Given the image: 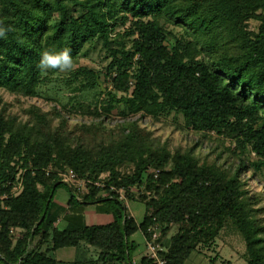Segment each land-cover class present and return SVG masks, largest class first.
<instances>
[{
    "label": "trees",
    "instance_id": "obj_1",
    "mask_svg": "<svg viewBox=\"0 0 264 264\" xmlns=\"http://www.w3.org/2000/svg\"><path fill=\"white\" fill-rule=\"evenodd\" d=\"M0 21L16 29L0 40V90L62 108L54 127L53 115L36 105L26 109L28 121L8 116L0 98V198L7 196L0 201V264H157L146 255L131 260L130 238L141 231L147 246L154 226L165 264L211 249L229 227L245 242L246 264H264L263 209L243 180L250 170L264 171V0H0ZM65 48L76 61L96 52L108 63L80 66L67 80L52 70L42 75L40 54ZM59 83L71 92L67 103ZM74 109L99 119L118 110L155 120L175 113L199 139L173 151L138 121L109 135L104 120L76 133L62 114ZM206 142L210 154L197 153ZM68 170L89 193L70 187L61 230L53 200L68 186L60 177ZM19 181L23 190L14 196ZM110 186L145 204L142 223ZM91 205L113 221L87 226ZM83 244L97 260L52 257Z\"/></svg>",
    "mask_w": 264,
    "mask_h": 264
},
{
    "label": "rangeland",
    "instance_id": "obj_2",
    "mask_svg": "<svg viewBox=\"0 0 264 264\" xmlns=\"http://www.w3.org/2000/svg\"><path fill=\"white\" fill-rule=\"evenodd\" d=\"M258 24L256 22L250 23V28L255 30ZM127 27L118 28V33H124ZM177 34H181L180 29L175 30ZM170 44L173 45V42L170 41ZM78 67L88 66L90 68L101 70L103 66L108 62H104L102 56L96 52H92L88 57H81L78 61ZM74 72V71H73ZM64 79H68L70 73H61ZM59 81L60 78L58 77ZM102 81H104V76H101ZM54 84V82H53ZM60 89L61 101L64 100V103H67V98L71 96V92H67L66 88L59 83L56 85ZM52 94H54L52 92ZM65 94L66 98H62ZM94 93L85 95L84 102L85 106L90 104L93 100ZM0 98L3 99L2 107L5 114L8 116L17 117L19 121H28V117L25 113L31 105H36L40 107L44 112L53 115V126L58 127L60 120L54 116L55 111H62V108L59 106V103L55 101L47 100L45 98H23L16 95H12L4 90H0ZM83 101V100H82ZM69 105L68 107H71ZM93 109V108H92ZM120 109H123L120 107ZM119 111V110H118ZM118 111L112 113L110 118H95L91 114H82L83 111L73 110L72 113L63 112L62 114L68 118L69 129L75 130L79 125H92L99 124L103 122V133L106 135L112 134V131L116 130L118 132V127L125 122H135L138 121L144 128L150 130L154 133V137L159 138L162 143H167L171 150L175 151L176 149H188L191 148L195 141H198L199 134L192 132L191 130L186 129L185 121L182 115H176L173 113L168 117H161L159 120L146 117L141 119L139 115L129 116L125 118L121 116ZM77 133V131H76ZM94 135V134H93ZM211 143H204L199 147L197 153H202L203 155L210 154ZM215 158V155L211 156V160ZM224 159L220 161L223 163ZM254 171L250 170L249 172L243 174V180L247 183L246 189L250 192L251 196H255L260 199L259 208L263 209V219H264V171L258 172L254 176ZM21 175V174H20ZM19 175V176H20ZM72 192L68 186H61L58 188L54 196V204L61 203L66 205L70 199ZM126 197V194H123ZM126 214L132 216L138 224L143 222V219L146 215V206L145 204L139 201L128 202ZM97 211L94 205L89 206L84 215V221L87 226H94L96 224ZM104 224V222L102 223ZM177 232V229L174 228L171 230L169 237L174 235ZM130 241L135 243L136 250L132 253L131 260L140 262L143 256L146 255V243L141 231L135 233ZM83 244L80 247V252L75 257L77 260H85L90 262L91 260H97L99 255L98 252L90 247H86ZM58 252L52 253L53 258H58ZM185 264H246V245L242 237L236 232L232 227L226 228L221 232L220 236L217 238L215 245L211 249H204L201 252H194L191 257L187 260Z\"/></svg>",
    "mask_w": 264,
    "mask_h": 264
},
{
    "label": "built area",
    "instance_id": "obj_3",
    "mask_svg": "<svg viewBox=\"0 0 264 264\" xmlns=\"http://www.w3.org/2000/svg\"><path fill=\"white\" fill-rule=\"evenodd\" d=\"M158 174L159 172L156 173V175ZM60 177L62 178V181L65 184H67L69 187L75 188L79 196L89 193L87 182L79 180L77 178L76 173L73 170H68L65 173H61ZM96 186L100 188L105 187L104 185H100V184H97ZM109 189L111 192L117 193L120 197V200H124L126 206L128 205V200L126 199V197L123 196V194L126 193V190L124 188L117 189L114 186H110ZM22 190H23V185L19 181L18 185H15L12 188V194L14 196H18L22 192ZM5 199H7V196L1 197L0 201H3ZM149 231L152 232V238L149 242H147L146 256L149 259L154 260L157 264H165V262L161 260L159 257V252L163 250V248L158 243V239L161 234L160 227L158 226L151 227Z\"/></svg>",
    "mask_w": 264,
    "mask_h": 264
},
{
    "label": "clouds",
    "instance_id": "obj_4",
    "mask_svg": "<svg viewBox=\"0 0 264 264\" xmlns=\"http://www.w3.org/2000/svg\"><path fill=\"white\" fill-rule=\"evenodd\" d=\"M16 29L12 26H5L3 21H0V40H6L10 32ZM78 63L73 57L71 49L65 48L60 51L45 50L40 54V59L37 68L41 74H47L50 70L59 73H71L76 71Z\"/></svg>",
    "mask_w": 264,
    "mask_h": 264
},
{
    "label": "crops",
    "instance_id": "obj_5",
    "mask_svg": "<svg viewBox=\"0 0 264 264\" xmlns=\"http://www.w3.org/2000/svg\"><path fill=\"white\" fill-rule=\"evenodd\" d=\"M69 200H68V202H69ZM68 202L66 205H63L61 203H56L55 207H54V211L56 213H58V215H59V219L56 222V227H58L61 230L66 229L68 226V222L66 219V217L68 215ZM95 209L97 211V216H98L96 218V223H99L96 225H106V224H109L113 221V217L111 215L99 212L97 206H95ZM103 222H104V224H102ZM56 252H58V255H57L58 258L56 260L59 262H64V263L74 262L76 260L75 257L79 253V251L76 248H64V249H60Z\"/></svg>",
    "mask_w": 264,
    "mask_h": 264
}]
</instances>
